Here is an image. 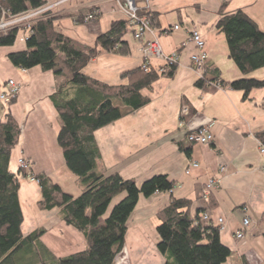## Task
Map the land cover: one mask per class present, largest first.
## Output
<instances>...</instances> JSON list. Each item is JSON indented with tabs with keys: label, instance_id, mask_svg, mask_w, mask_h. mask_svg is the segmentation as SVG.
Wrapping results in <instances>:
<instances>
[{
	"label": "crops",
	"instance_id": "obj_1",
	"mask_svg": "<svg viewBox=\"0 0 264 264\" xmlns=\"http://www.w3.org/2000/svg\"><path fill=\"white\" fill-rule=\"evenodd\" d=\"M222 1H226L227 10L243 9L264 31V0L148 1V8L155 15L160 46L166 54L177 53V65L172 76H160L150 87L141 89V94L148 97L145 104L94 131L100 151L99 171H117L137 183L164 173L174 183L172 193L158 191L139 197L127 220L123 247L113 264L164 263L163 254L156 248L155 212L169 200L170 194L191 199V213L202 208L213 222L223 219L221 239L232 250L227 264H264V223L259 221L264 213V154L259 151L260 139L256 135L264 130V87L252 88L246 97L242 89L218 88L209 92L195 85L199 75L190 62L194 47L188 36L190 29L196 27L205 39L206 63L214 64L224 80L243 76L228 55L224 33L211 26ZM136 2L145 7L143 0ZM92 5L99 9L96 19L78 20L81 11ZM50 13L56 31L88 45L94 44L96 36L108 29L113 20L124 19L112 0H64L52 7ZM124 38L129 43L128 53L101 49L83 67V72L110 85L127 83L128 77L122 74L142 64L143 40L134 38L131 32H126ZM24 48L25 38L20 34L13 44L0 45V63L9 70V76L0 83V91L5 89L8 79L21 84L10 103L0 102V119L9 110L22 125L21 138L11 150L9 166L16 169L17 158L24 156L29 160L30 173H44L64 191L77 195L81 186L66 167L57 143L60 121L49 97L63 79L40 66L27 69L14 66L7 54ZM149 65L160 69L163 62L152 58ZM245 76L263 78L264 66ZM183 105L188 107V114L181 125ZM210 122L213 137L210 143L186 139L187 131ZM184 148H189V153ZM191 162L198 165L191 166ZM220 166L224 168L220 170ZM187 167L189 171L185 172ZM209 178H216L219 185L205 193ZM18 197L23 234L45 228L40 240L56 256L86 247L84 235L61 220L57 208L37 206L40 187L27 175L19 176ZM244 217L249 219L247 227L242 224ZM241 229L244 236L237 238L235 233Z\"/></svg>",
	"mask_w": 264,
	"mask_h": 264
},
{
	"label": "trees",
	"instance_id": "obj_2",
	"mask_svg": "<svg viewBox=\"0 0 264 264\" xmlns=\"http://www.w3.org/2000/svg\"><path fill=\"white\" fill-rule=\"evenodd\" d=\"M46 1L0 0V15L2 9L18 13ZM226 7V1L219 4L211 26L224 33L228 55L243 76L224 80L214 64L205 63L195 85L209 92L218 88L242 89L246 97L252 88L264 87V77L245 76L264 66V31L243 9L227 10ZM90 8L83 9L78 20L85 21ZM139 12L148 10L140 7ZM149 14L154 25L155 15L153 11ZM53 18L50 14L36 19L25 37V48L9 52L7 58L14 66L24 69L40 66L63 79L49 97L60 121L57 143L81 191L70 194L46 174H31L40 187L37 206L57 208L59 218L84 235L86 247L56 256L40 240L45 228L39 227L27 234L21 231L19 176L26 175V171L18 166L12 170L9 166L11 150L21 138V126L7 110L0 119V264H113L123 247L127 220L139 197L158 191L172 193L174 183L164 173L153 174L137 183L117 171H99L100 151L94 131L145 104L148 97L141 94V89L150 87L160 76H172L177 63L163 64L160 69L142 63L122 74L128 77L127 83L107 84L85 74L83 67L101 49L129 52V43L124 38L126 32L132 33L128 21L113 20L108 29L96 36L94 44L88 45L56 31ZM17 31L10 28L0 33V45L13 44ZM256 135L264 143V130ZM184 150L189 153V148ZM120 193H123L121 198L104 216L113 197ZM190 206L191 199L170 194L169 200L155 212L156 248L165 258L163 264H227L232 250L222 241L219 226L210 219L202 220L204 209L196 208L191 213ZM259 221L264 223V213ZM262 234L264 237V230Z\"/></svg>",
	"mask_w": 264,
	"mask_h": 264
},
{
	"label": "built area",
	"instance_id": "obj_3",
	"mask_svg": "<svg viewBox=\"0 0 264 264\" xmlns=\"http://www.w3.org/2000/svg\"><path fill=\"white\" fill-rule=\"evenodd\" d=\"M64 0H56L54 2H45L36 7H30L25 10H22L18 13H7L2 9L0 15V33L6 32L10 28H17V34H20L22 37H26L29 33L31 25L35 22L36 19L40 17H45L50 15L51 8L55 5L63 2ZM146 10L148 12L141 13L139 12L140 6L137 4L136 0H112L114 7L123 15L124 19L128 21L132 27V35L136 39L143 40L141 47V55L143 58L142 65L146 66L149 64V60L152 58L159 59L163 64L177 63L178 55L176 52L166 54L157 39V30L152 23L148 1L143 0ZM99 15V9L96 6H91L87 14L84 16L86 21L94 20ZM175 28L178 25L174 26ZM146 35L151 37L145 38ZM189 41L193 44L194 51L190 54V62L192 67L198 73L199 77L203 74L204 65L206 63L207 54L205 51V39L198 31L196 27H192L188 36ZM21 84L14 81L13 79H8L5 83V89L0 91V102L9 103L17 95ZM264 99V94H263ZM188 114V107L183 105L180 109L179 124L184 123V117ZM211 122L197 127L195 129L189 130L186 133V139L189 142L194 143H210L212 141V133L210 131ZM259 151L264 154V143L259 141ZM191 166H197V162H191ZM17 166L26 171V175L30 180L37 182V179L28 171L29 169V160L24 156H19L17 158ZM224 167L220 166V170ZM264 170V165H263ZM189 171V167L185 169V172ZM218 180L216 178H209L205 183V193L209 190L218 187ZM173 189V188H172ZM171 189V190H172ZM209 215L205 211L202 213V220H209ZM216 225L221 229L223 227V219L218 218L215 222ZM243 227L249 225V219L247 217L243 218ZM237 238H242L244 236V229H241L235 233Z\"/></svg>",
	"mask_w": 264,
	"mask_h": 264
},
{
	"label": "rangeland",
	"instance_id": "obj_4",
	"mask_svg": "<svg viewBox=\"0 0 264 264\" xmlns=\"http://www.w3.org/2000/svg\"><path fill=\"white\" fill-rule=\"evenodd\" d=\"M87 23L91 24L90 22H87ZM9 64H11V63H9ZM8 76H9V70L5 67L4 63H0V83H2V81L5 78H7ZM20 126H21V130H22V125L20 124ZM11 166L14 167V165H11ZM122 195H123V193H120V194H117L116 196L113 197V199L111 200V202H110V204H109L104 216H106L109 213V211L112 208L113 204L116 203L121 198Z\"/></svg>",
	"mask_w": 264,
	"mask_h": 264
}]
</instances>
